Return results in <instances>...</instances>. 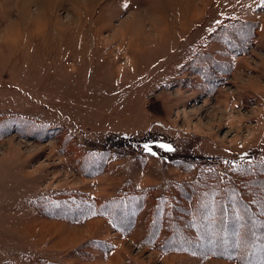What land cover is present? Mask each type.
<instances>
[{
    "label": "rangeland",
    "instance_id": "rangeland-1",
    "mask_svg": "<svg viewBox=\"0 0 264 264\" xmlns=\"http://www.w3.org/2000/svg\"><path fill=\"white\" fill-rule=\"evenodd\" d=\"M231 14L248 22L216 33ZM263 18L264 0H0V264H240L196 233L217 182L177 188L264 158ZM134 190L125 228L76 210ZM159 195L170 249L143 239Z\"/></svg>",
    "mask_w": 264,
    "mask_h": 264
},
{
    "label": "trees",
    "instance_id": "trees-1",
    "mask_svg": "<svg viewBox=\"0 0 264 264\" xmlns=\"http://www.w3.org/2000/svg\"><path fill=\"white\" fill-rule=\"evenodd\" d=\"M247 22L248 20L240 18H227L220 24L215 32L219 34L231 25L246 24ZM234 47H232L233 50L238 52ZM239 168L242 169L235 171L239 177L238 180H234L233 178L230 179V177L228 179L215 171L208 174V168L206 172L202 174V176H205L204 178L201 177L200 180L193 181L194 187H196L194 189L195 192L190 191L192 193L189 192V194L187 190L182 191L183 189L180 187L177 189L181 194V199L186 198L187 200H191L189 197V195H191L192 197L194 196L196 203L198 198L195 197V193L198 190V182L199 190L205 189L207 193L210 191L211 183L215 184V182H217V184H215L216 187H214L218 188V193L216 191L215 195L217 206L215 208L213 207V210L209 208L202 210L201 207L200 209H197V207H195L196 209H192L196 223V233L199 235V239H205L203 246H209L211 249L216 250L220 256L236 259L240 264H264V158L253 160L251 163L241 164ZM206 183L209 184L207 187H205ZM144 195L145 194L142 192L134 190L132 193H120L107 201H99L96 198H91L93 201H84L80 204V208H76V210H80V212L93 211L92 213H100L103 210L101 207L110 211L113 208L115 221L121 224L119 225L121 228H125L127 220L121 207L129 205L127 208L129 211L127 212L138 210L143 204ZM159 197L160 195L151 198L155 203L151 207V214L147 216L148 231L146 237L144 236L143 239L146 243L153 245L157 244L163 249H170L166 247L167 242L170 241L167 239L168 236L166 233L170 235L174 232V228L170 226V224L174 223L171 221L173 207L168 208V206L163 207L160 205L166 200L168 194L164 199ZM108 207L109 209H107ZM181 207L183 210L181 214L184 215L187 211L184 205H181ZM206 211L214 214L217 219L214 222L217 223L219 227L222 225V229L219 230L220 235H218V238L216 237V234H218V231L215 230L216 228L207 230L203 227L204 224L207 225L206 227L209 225L208 221L203 220ZM187 213H189V211ZM134 215L135 212L130 215L128 221V223L132 222V225L134 224ZM161 226L167 231L164 235L166 238L157 241L156 237L159 234L158 231ZM230 227L232 232L235 231L233 236L234 241L229 240L230 236L227 232V228L229 229ZM156 229L158 230L156 231Z\"/></svg>",
    "mask_w": 264,
    "mask_h": 264
},
{
    "label": "crops",
    "instance_id": "crops-1",
    "mask_svg": "<svg viewBox=\"0 0 264 264\" xmlns=\"http://www.w3.org/2000/svg\"><path fill=\"white\" fill-rule=\"evenodd\" d=\"M226 16H227V15H226ZM226 16L219 17V19L221 20V18L223 19V18L226 17ZM229 16L236 17V18H240V19H243V18H244V19H247V18L244 17V16L236 15V14H235V15L231 14V15H229ZM217 21H218V20H216V22H217ZM262 23H263V24L260 25V33H261V32L264 33V18H263V20H262ZM235 64H238V63L236 62ZM255 93L258 94L259 92L255 90ZM259 94H260V93H259ZM260 95H261V94H260Z\"/></svg>",
    "mask_w": 264,
    "mask_h": 264
},
{
    "label": "snow or ice",
    "instance_id": "snow-or-ice-1",
    "mask_svg": "<svg viewBox=\"0 0 264 264\" xmlns=\"http://www.w3.org/2000/svg\"><path fill=\"white\" fill-rule=\"evenodd\" d=\"M162 147H169V148H170V146H167V145H162ZM145 148H146L147 150L151 151V149H150V148H148V146H147V145H145Z\"/></svg>",
    "mask_w": 264,
    "mask_h": 264
}]
</instances>
